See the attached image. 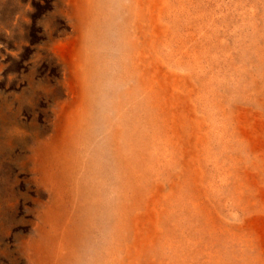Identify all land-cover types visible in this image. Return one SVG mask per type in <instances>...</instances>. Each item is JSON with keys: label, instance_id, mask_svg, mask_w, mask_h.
Returning <instances> with one entry per match:
<instances>
[{"label": "rangeland", "instance_id": "374dc122", "mask_svg": "<svg viewBox=\"0 0 264 264\" xmlns=\"http://www.w3.org/2000/svg\"><path fill=\"white\" fill-rule=\"evenodd\" d=\"M0 264H264V0H0Z\"/></svg>", "mask_w": 264, "mask_h": 264}, {"label": "trees", "instance_id": "16d2710c", "mask_svg": "<svg viewBox=\"0 0 264 264\" xmlns=\"http://www.w3.org/2000/svg\"><path fill=\"white\" fill-rule=\"evenodd\" d=\"M34 31L38 32V34L41 33V32L39 33V31H41L40 28L34 29ZM46 58H47L45 60L46 67L48 68V70L51 73L52 77L54 76L56 81L60 82L61 78H62V72H61L60 66L57 64L56 59L52 56L51 53H47ZM58 91H59V94H60V99L63 98L64 93H63V90H62V88L60 86L58 87Z\"/></svg>", "mask_w": 264, "mask_h": 264}]
</instances>
